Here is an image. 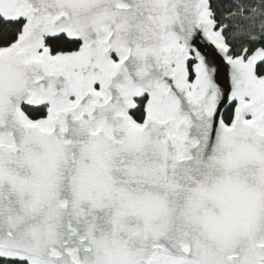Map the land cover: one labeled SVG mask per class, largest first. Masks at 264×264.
I'll return each instance as SVG.
<instances>
[{"label":"snow or ice","instance_id":"1","mask_svg":"<svg viewBox=\"0 0 264 264\" xmlns=\"http://www.w3.org/2000/svg\"><path fill=\"white\" fill-rule=\"evenodd\" d=\"M0 264H264V0H0Z\"/></svg>","mask_w":264,"mask_h":264}]
</instances>
